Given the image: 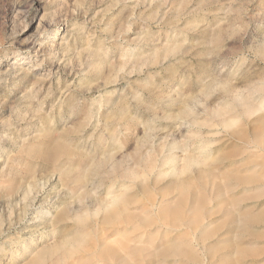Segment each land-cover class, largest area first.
I'll use <instances>...</instances> for the list:
<instances>
[{"label": "rangeland", "instance_id": "obj_1", "mask_svg": "<svg viewBox=\"0 0 264 264\" xmlns=\"http://www.w3.org/2000/svg\"><path fill=\"white\" fill-rule=\"evenodd\" d=\"M0 264H264V0H0Z\"/></svg>", "mask_w": 264, "mask_h": 264}, {"label": "bare ground", "instance_id": "obj_2", "mask_svg": "<svg viewBox=\"0 0 264 264\" xmlns=\"http://www.w3.org/2000/svg\"><path fill=\"white\" fill-rule=\"evenodd\" d=\"M249 108V107H248ZM250 110H256V109H258V108H253V109H251V108H249ZM249 110L248 109H246L245 110V112H248ZM44 256V255H43Z\"/></svg>", "mask_w": 264, "mask_h": 264}]
</instances>
